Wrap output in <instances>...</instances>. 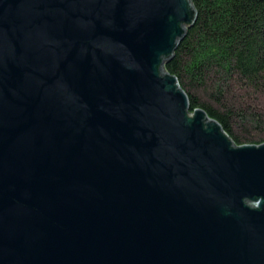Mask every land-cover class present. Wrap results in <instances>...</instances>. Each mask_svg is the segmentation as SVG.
I'll use <instances>...</instances> for the list:
<instances>
[{
  "label": "water",
  "instance_id": "obj_1",
  "mask_svg": "<svg viewBox=\"0 0 264 264\" xmlns=\"http://www.w3.org/2000/svg\"><path fill=\"white\" fill-rule=\"evenodd\" d=\"M188 0H0V264H264V143L162 70Z\"/></svg>",
  "mask_w": 264,
  "mask_h": 264
},
{
  "label": "trees",
  "instance_id": "obj_2",
  "mask_svg": "<svg viewBox=\"0 0 264 264\" xmlns=\"http://www.w3.org/2000/svg\"><path fill=\"white\" fill-rule=\"evenodd\" d=\"M188 1L193 23L172 56L163 59V72L186 95L189 113L203 111L235 146L263 144L264 137L241 143L232 121L248 117L263 128L261 117L240 110L233 114L223 100L231 85L264 92V0Z\"/></svg>",
  "mask_w": 264,
  "mask_h": 264
},
{
  "label": "rangeland",
  "instance_id": "obj_3",
  "mask_svg": "<svg viewBox=\"0 0 264 264\" xmlns=\"http://www.w3.org/2000/svg\"><path fill=\"white\" fill-rule=\"evenodd\" d=\"M225 97L226 99L223 100L225 102V107L229 108L233 114H238L240 110L246 113L245 116H250L253 112L261 117L260 121L262 124H260L264 126V92L246 89L238 85H231ZM210 105L215 106L214 103ZM215 108H217V106ZM242 120L237 116L232 120L235 122L233 129L235 135L239 137V141L241 143L261 141L264 137V127H257V129V123L248 121V117ZM241 121L245 123L242 125Z\"/></svg>",
  "mask_w": 264,
  "mask_h": 264
}]
</instances>
